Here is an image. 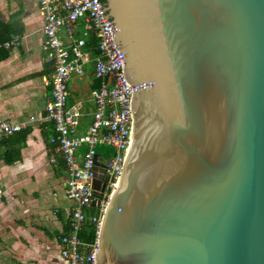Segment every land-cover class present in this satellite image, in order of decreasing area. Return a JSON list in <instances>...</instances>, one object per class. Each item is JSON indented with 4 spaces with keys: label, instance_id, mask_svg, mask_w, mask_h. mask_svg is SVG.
Here are the masks:
<instances>
[{
    "label": "water",
    "instance_id": "95a60500",
    "mask_svg": "<svg viewBox=\"0 0 264 264\" xmlns=\"http://www.w3.org/2000/svg\"><path fill=\"white\" fill-rule=\"evenodd\" d=\"M104 5L133 97L95 264H264V0Z\"/></svg>",
    "mask_w": 264,
    "mask_h": 264
},
{
    "label": "crops",
    "instance_id": "0c3cea01",
    "mask_svg": "<svg viewBox=\"0 0 264 264\" xmlns=\"http://www.w3.org/2000/svg\"><path fill=\"white\" fill-rule=\"evenodd\" d=\"M44 24L37 0H0V122L24 125L0 142V264H67L60 239L73 205L66 165L50 143L53 66L43 49ZM13 40L20 45L2 46ZM96 82L89 64L84 77L70 80L68 105L81 103L90 113Z\"/></svg>",
    "mask_w": 264,
    "mask_h": 264
},
{
    "label": "built area",
    "instance_id": "2783aa9c",
    "mask_svg": "<svg viewBox=\"0 0 264 264\" xmlns=\"http://www.w3.org/2000/svg\"><path fill=\"white\" fill-rule=\"evenodd\" d=\"M37 2L45 20L43 49L53 66L52 96L46 107L47 119L53 122L55 132L50 143L66 165L65 193L73 205L70 230L60 239L61 255L67 264H95L102 219L120 181L133 85L126 77L125 54L115 39L117 28L101 0ZM92 36L98 40L96 57L88 49ZM18 45V40L5 44L7 48ZM89 64L101 84L91 93L92 111L85 113L81 103L68 105L69 82L73 77H84ZM23 127L10 121L0 122V142ZM106 146L111 147V152ZM51 162L56 163L55 157ZM102 169L108 187L101 196L106 181L97 175H102ZM99 200L100 206L93 207ZM92 208L96 214L88 217ZM89 219L97 228L92 244L80 238Z\"/></svg>",
    "mask_w": 264,
    "mask_h": 264
},
{
    "label": "trees",
    "instance_id": "16d2710c",
    "mask_svg": "<svg viewBox=\"0 0 264 264\" xmlns=\"http://www.w3.org/2000/svg\"><path fill=\"white\" fill-rule=\"evenodd\" d=\"M103 3H105L106 0H101ZM5 45V42H2V46ZM98 45V40L95 37H91L89 38L88 41V49H90V51L92 52V55L94 57H96L98 55V52L96 50V47ZM96 88L100 86V81L96 80ZM108 152H111V149L105 148ZM100 151L102 152V149H100ZM96 214V209L92 208L89 213H88V217L92 216ZM96 225L94 223H92V221L89 219L87 221V223L85 224V227L80 235V238L83 242L87 243V244H92L94 243V241L96 240Z\"/></svg>",
    "mask_w": 264,
    "mask_h": 264
},
{
    "label": "flooded vegetation",
    "instance_id": "af4514ba",
    "mask_svg": "<svg viewBox=\"0 0 264 264\" xmlns=\"http://www.w3.org/2000/svg\"><path fill=\"white\" fill-rule=\"evenodd\" d=\"M103 186H105V188H104V191H102L101 196H102V195L104 194V192L107 190L108 182L106 181V182L104 183Z\"/></svg>",
    "mask_w": 264,
    "mask_h": 264
},
{
    "label": "rangeland",
    "instance_id": "374dc122",
    "mask_svg": "<svg viewBox=\"0 0 264 264\" xmlns=\"http://www.w3.org/2000/svg\"><path fill=\"white\" fill-rule=\"evenodd\" d=\"M84 112H85V111H84ZM86 120H89V117H88ZM106 148L110 149L111 147H109V146H106Z\"/></svg>",
    "mask_w": 264,
    "mask_h": 264
}]
</instances>
